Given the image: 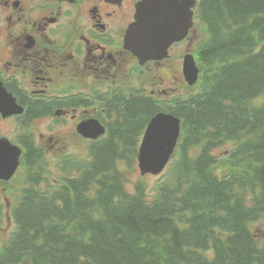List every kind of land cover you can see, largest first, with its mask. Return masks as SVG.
<instances>
[{"label":"trees","instance_id":"obj_1","mask_svg":"<svg viewBox=\"0 0 264 264\" xmlns=\"http://www.w3.org/2000/svg\"><path fill=\"white\" fill-rule=\"evenodd\" d=\"M196 37L200 81L176 107L115 103L106 137L58 159L57 183L31 147L41 170L13 201L0 264H264V0H199ZM160 112L182 120L181 140L155 186L131 191Z\"/></svg>","mask_w":264,"mask_h":264},{"label":"flooded vegetation","instance_id":"obj_2","mask_svg":"<svg viewBox=\"0 0 264 264\" xmlns=\"http://www.w3.org/2000/svg\"><path fill=\"white\" fill-rule=\"evenodd\" d=\"M141 1L0 0V83L22 110L9 118L0 114V138L22 149L15 176L0 180V215H10L11 222L13 203L6 201L17 199L23 188L7 187L20 173L28 183L25 158L31 147L45 157L51 143H65L67 131L80 138L78 126L86 121L107 127L114 104L126 96L139 94L160 104L187 86L183 67L194 54V28L161 61L142 65L126 50ZM5 123L13 126L8 134L1 127Z\"/></svg>","mask_w":264,"mask_h":264},{"label":"water","instance_id":"obj_3","mask_svg":"<svg viewBox=\"0 0 264 264\" xmlns=\"http://www.w3.org/2000/svg\"><path fill=\"white\" fill-rule=\"evenodd\" d=\"M197 0H142L137 6L136 22L126 35V49L141 63L162 60L168 49L182 41L193 26ZM200 70L192 55L185 58L184 75L190 85L199 80ZM18 112L14 99L0 84V113L4 117ZM85 138L98 139L106 134L97 120L79 125ZM181 136V120L173 114L160 113L151 119L142 138L138 165L142 176H159L170 163ZM21 150L7 139H0V180H10L20 165Z\"/></svg>","mask_w":264,"mask_h":264},{"label":"rangeland","instance_id":"obj_4","mask_svg":"<svg viewBox=\"0 0 264 264\" xmlns=\"http://www.w3.org/2000/svg\"><path fill=\"white\" fill-rule=\"evenodd\" d=\"M171 82H174V80L168 81L167 86L171 85ZM196 90V89H195ZM1 127L4 129V133L8 134L12 131L13 126L10 123H5L1 125ZM67 136L65 143L61 145V147L58 146H53L54 142L51 143V149H47L46 152V163L47 165L45 166V170L43 171L42 175L46 182H52V183H57L61 179V173L59 170L56 168V162L58 161L59 158L65 156V155H73V154H82L83 152L86 151L88 148V143L83 142L81 138H79L77 135H74L71 130L67 131ZM51 135V134H48ZM230 145H225L221 147L218 150L219 155H223L224 152L230 149ZM22 173H20L17 177V180L10 186L7 187L8 190H15L19 188H23L27 186L25 182L22 181L21 179ZM141 179H144L146 186L149 190H151L155 184L158 182L159 177L155 176H141L139 173V169L137 167L136 172L134 173L132 177V184L129 186L130 190H134V184L138 183ZM46 184V183H44ZM43 184V185H44ZM15 200L9 199L6 202H11L13 203V206L15 205ZM10 215H1L0 216V246H4L8 241L11 239L13 234L16 232L14 227V223L9 220ZM254 230L257 235H261L264 237V222H260L259 224L254 225Z\"/></svg>","mask_w":264,"mask_h":264},{"label":"bare ground","instance_id":"obj_5","mask_svg":"<svg viewBox=\"0 0 264 264\" xmlns=\"http://www.w3.org/2000/svg\"><path fill=\"white\" fill-rule=\"evenodd\" d=\"M257 120V119H256ZM240 130V129H239Z\"/></svg>","mask_w":264,"mask_h":264}]
</instances>
